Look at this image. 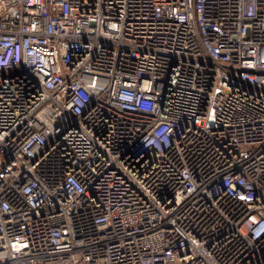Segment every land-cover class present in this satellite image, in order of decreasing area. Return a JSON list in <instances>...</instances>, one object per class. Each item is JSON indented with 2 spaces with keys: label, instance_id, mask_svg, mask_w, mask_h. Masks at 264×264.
Listing matches in <instances>:
<instances>
[{
  "label": "built area",
  "instance_id": "2783aa9c",
  "mask_svg": "<svg viewBox=\"0 0 264 264\" xmlns=\"http://www.w3.org/2000/svg\"><path fill=\"white\" fill-rule=\"evenodd\" d=\"M0 264H264V0H0Z\"/></svg>",
  "mask_w": 264,
  "mask_h": 264
}]
</instances>
